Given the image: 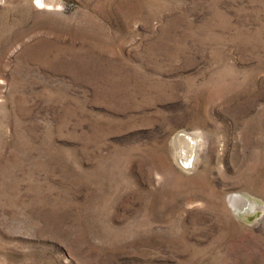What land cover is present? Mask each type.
<instances>
[{
	"label": "rangeland",
	"instance_id": "rangeland-1",
	"mask_svg": "<svg viewBox=\"0 0 264 264\" xmlns=\"http://www.w3.org/2000/svg\"><path fill=\"white\" fill-rule=\"evenodd\" d=\"M0 264H264V0H0Z\"/></svg>",
	"mask_w": 264,
	"mask_h": 264
},
{
	"label": "bare ground",
	"instance_id": "bare-ground-1",
	"mask_svg": "<svg viewBox=\"0 0 264 264\" xmlns=\"http://www.w3.org/2000/svg\"><path fill=\"white\" fill-rule=\"evenodd\" d=\"M195 133H196V132H195ZM196 134H197V133H196ZM196 136H197V135H196ZM198 137H199V136H198ZM186 139H187V138H186ZM186 139H184V140L186 141ZM193 139H194V138H193ZM187 140L190 141V138H188ZM196 140H197V139H196ZM196 140L194 139L195 142H196ZM191 141H192V140H191ZM186 142H187V141H186ZM186 142H185V145L188 144V143H186ZM198 142H199V141H198ZM183 143H184V142H183ZM191 143H192V142H191ZM200 145H201V144H200ZM185 148H186V147H185ZM191 148H192V146H191ZM192 149H193V148H192ZM190 151H192V150H190ZM190 151H189V152H190ZM184 152H185V151H184ZM184 152H183V153H184ZM189 152H188V153H189ZM188 153L186 152L185 155H186V154L188 155ZM190 153H191V152H190ZM190 153H189V154H190ZM191 154H192V153H191ZM191 154H190V155H191ZM183 155H184V154H183ZM183 155H182V156H183ZM187 157H188V156H187ZM187 157H185V158H187ZM182 158H183V157H182ZM184 161H185V160H184ZM236 197L238 198L239 196H238L237 194H230V195H229V199H230V201H233L234 199H236ZM226 199H227V198H226Z\"/></svg>",
	"mask_w": 264,
	"mask_h": 264
},
{
	"label": "snow or ice",
	"instance_id": "snow-or-ice-1",
	"mask_svg": "<svg viewBox=\"0 0 264 264\" xmlns=\"http://www.w3.org/2000/svg\"><path fill=\"white\" fill-rule=\"evenodd\" d=\"M36 2L39 4L40 3V0H36Z\"/></svg>",
	"mask_w": 264,
	"mask_h": 264
}]
</instances>
